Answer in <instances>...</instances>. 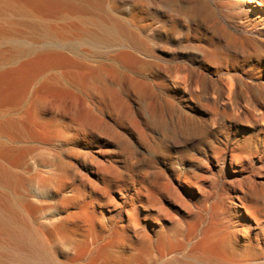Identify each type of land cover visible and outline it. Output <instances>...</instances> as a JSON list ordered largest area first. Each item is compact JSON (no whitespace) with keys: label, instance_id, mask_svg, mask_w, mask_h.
Wrapping results in <instances>:
<instances>
[{"label":"bare ground","instance_id":"obj_1","mask_svg":"<svg viewBox=\"0 0 264 264\" xmlns=\"http://www.w3.org/2000/svg\"><path fill=\"white\" fill-rule=\"evenodd\" d=\"M125 81L140 89L139 111ZM47 92V117H32ZM110 115L132 121L146 150L121 133L125 172L113 184L103 155L55 144L59 118L87 135L117 134ZM205 148L232 152L228 173L245 159L264 166V0H0V264H264L245 245L264 235V171L207 214L179 192L211 197L209 167L183 165ZM27 159L55 181L65 217L28 185Z\"/></svg>","mask_w":264,"mask_h":264},{"label":"rangeland","instance_id":"obj_2","mask_svg":"<svg viewBox=\"0 0 264 264\" xmlns=\"http://www.w3.org/2000/svg\"><path fill=\"white\" fill-rule=\"evenodd\" d=\"M116 77V80L119 79L118 76H109V82L112 84V86L116 87L114 84L112 78L114 79ZM95 92L92 95V98L95 100H99L101 97V83L100 81L92 80L91 81ZM125 85V96L127 100V104L129 103L130 106L133 107L135 111H139L140 107L143 104V99L140 93V89L132 84H130L128 81L124 82ZM47 95L50 94L42 93L39 94L32 104L31 108V116L36 118L39 117H47L46 114L43 112L47 108L48 105L51 104V100L49 102H46ZM158 95L155 97V100H159ZM60 100L63 101L61 98ZM190 114H195L197 110H187ZM50 115V114H49ZM202 119H210L213 120V116L210 114L200 116ZM59 124L63 125V130L61 136L57 139L55 142L57 147H60L61 149L65 150L71 146L76 148L79 152H84L90 149H93L96 154H99L100 156H104V170H102V179L104 181H108L109 183L113 184L116 180V172L123 173L125 172V152L122 149V141L121 139V133H125L127 139L134 145V147L139 150V152H146L144 146L140 142L139 132L137 129L134 128L132 121H127L126 125L124 126L122 122H119L118 117H112L111 115L107 117V121L111 122L116 128L119 133H109L106 131H99L96 134L87 135L85 133V130L81 125L74 124L70 125L71 121L69 119L63 120L59 118ZM49 124V123H48ZM70 126H73V128H68ZM127 129V130H126ZM47 134V132H45ZM93 137V138H92ZM116 137V138H115ZM185 135L177 136L173 139V142L179 145H175L176 148L180 147V144L182 143V140H184ZM233 138V136L231 135ZM220 139L224 142V138L220 136ZM74 140V143L71 144V141ZM93 144V145H91ZM176 150V149H175ZM174 153V157L177 158ZM193 159H188L185 162H183L184 166H189L193 168L203 169L205 170L206 167L210 169V172L207 174V179L204 181V187L207 191L211 193V197L206 198L203 193L196 191L193 196L187 195L183 191H179L183 198L186 199V205L189 206L194 212L198 213L201 212L203 214H207L211 212L212 206L214 202L222 197V194L224 191L230 190L234 183L239 181H244L245 179H251L255 182H260L261 178L258 176L259 172L264 171V166L258 163L257 160L253 159H245L240 163L238 166H236V172H226L224 169V166H222L223 162H225L226 165H228L231 161L232 152L229 150L227 155L222 157V151L220 149L216 148H205L203 152L196 153L194 152ZM67 155V156H66ZM221 163H217V157L220 156ZM175 158V161H176ZM224 158V160H222ZM64 160H70L68 157V154L66 151H64ZM215 161V162H214ZM162 162V163H161ZM164 162V163H163ZM76 163H79L77 161ZM211 163V164H210ZM160 164L161 166H165L167 162L160 157ZM32 161L26 160L25 162V169L30 168L31 173L25 174V178L28 181V185H38L41 188V191L45 193L47 196H53V199H51L48 202V207L51 209L59 208V211L61 213V217H65V210L63 209V203L62 199L60 197V193L54 190L52 184H56L55 181L53 183L49 182L46 179H50L51 177L43 174H38L37 172H32ZM97 164H94V167H96ZM239 167V168H238ZM214 169V170H213ZM239 170V171H238ZM249 172V173H248ZM227 176V177H226ZM239 176V177H238ZM211 177L215 179V182L211 180ZM46 178V179H45ZM232 178V179H231ZM258 179V180H257ZM190 181L192 183H195L196 180L194 178H191ZM207 186V187H206ZM182 192L184 194H182ZM112 197L119 196L118 193H112ZM201 198V199H199ZM198 199V200H197ZM166 206H168L169 210L171 212H177L179 215H187L188 212L185 207H183L180 203L171 201L170 199H166L165 202ZM177 205V206H176ZM174 208V209H173ZM232 217L234 220H231L232 223H239L240 222V216L233 212ZM234 221V222H233ZM255 232V231H253ZM255 234V233H253ZM262 240V241H261ZM264 235L260 237V240L258 242L251 239L248 242H245L248 252L250 255L252 254H261L264 252Z\"/></svg>","mask_w":264,"mask_h":264}]
</instances>
